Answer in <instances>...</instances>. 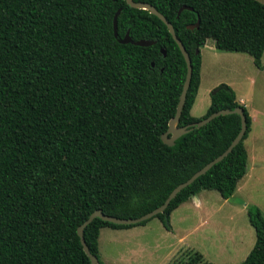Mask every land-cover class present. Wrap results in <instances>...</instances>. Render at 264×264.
Listing matches in <instances>:
<instances>
[{"label": "trees", "instance_id": "obj_1", "mask_svg": "<svg viewBox=\"0 0 264 264\" xmlns=\"http://www.w3.org/2000/svg\"><path fill=\"white\" fill-rule=\"evenodd\" d=\"M132 2L161 14L190 57L192 76L177 127L220 110L242 108L245 117L239 144L154 217L171 231L169 215L179 205L201 191L227 200L246 174L251 118L232 88H214L202 118L190 110L200 84V50L208 40L219 52L248 55L264 70V4ZM183 6L192 11L177 15ZM197 18L198 27L188 29ZM127 33L134 42L154 44H121ZM186 71L165 24L126 0H0V264H91L77 230L94 211L139 218L228 148L241 127L234 113L189 128L172 147L162 143ZM246 213L255 243L240 264H264V217L256 206ZM53 215L58 229L48 226ZM150 220L124 226L94 219L83 238L102 264L101 229H130Z\"/></svg>", "mask_w": 264, "mask_h": 264}, {"label": "rangeland", "instance_id": "obj_2", "mask_svg": "<svg viewBox=\"0 0 264 264\" xmlns=\"http://www.w3.org/2000/svg\"><path fill=\"white\" fill-rule=\"evenodd\" d=\"M257 1L264 4V0ZM207 52L206 48L202 50L204 68H208V73L213 72V78L216 75L224 82H239L244 86L245 78L248 77L249 84L257 86L259 79L252 77V69L247 66L248 55L218 51L222 59L219 60V66L218 62L211 66V71L206 61ZM227 54H235L242 59H231L226 57ZM250 64L255 70L251 58ZM238 69L242 72H237ZM210 78L212 73L206 80ZM249 93L254 105L260 104V98H264V89L259 87ZM198 113H202V110ZM241 197V193H238L226 200L216 191H205L202 196L206 198L204 207L198 212L189 208L188 212L182 210L174 214L170 222L171 231L165 230L157 218L147 222L145 228H106L99 236L101 260L105 264H240L255 243V232L249 224L246 204ZM254 197L257 204L253 205L259 208L264 217V190H258ZM248 205L251 203L248 202ZM48 226L58 229L61 224L53 215ZM180 237H184V240L180 241ZM186 247L194 248L195 251Z\"/></svg>", "mask_w": 264, "mask_h": 264}, {"label": "crops", "instance_id": "obj_3", "mask_svg": "<svg viewBox=\"0 0 264 264\" xmlns=\"http://www.w3.org/2000/svg\"><path fill=\"white\" fill-rule=\"evenodd\" d=\"M204 48H206L208 51L206 61L211 71H213L211 66L214 65L215 62H218L217 64L219 66V62H220L219 60L222 59L221 53H218L213 41L208 40L204 45V47L201 48L200 84L198 87V91L194 103L190 110V115L193 118H202L206 114L210 106V93L214 88H216L220 84H226L230 86L236 95L237 102L246 108L251 118L250 132L246 140L244 141V146L248 154L246 174L242 178V180L238 183L234 194L229 199H232L238 193H241L242 195L241 198L244 199L243 202L246 204V209H247L248 206H255L253 205L256 203L254 193H257L258 190L261 191L264 190V98H260L261 102L258 105L252 104V101L249 98L250 91H254L255 89H257V87H259L260 89H264V70H259L254 65L253 66L255 67V70L251 68V64H250L251 57H250L247 60V66L250 67V69H252L250 72L252 77H254L256 80L259 79V82H257V86L254 83L249 84L248 80L246 79L248 77L245 78L247 83L245 82L244 86L239 82L238 83L233 82V84L227 81L224 82L222 79L217 78L216 75H214L213 78V72H211L212 78L206 80V78L209 77L211 73H208L207 71L208 68L207 69L204 68L205 59H204V54L202 53V50ZM226 57L237 60L242 59L240 58V56H236L235 54H227ZM261 63L264 68V53L262 55ZM238 70L239 71L237 72H242V70L240 69ZM200 110H202V113H198ZM204 193L205 191H201L197 195L191 197L185 203L179 205L178 208H176L174 211L170 213L169 215L170 222H172L173 215L179 213L182 210L188 212L190 208L191 210L193 209L197 210V212L200 211L204 207L206 200V198H202ZM248 202L251 203V205H248ZM184 217H187L186 214H184ZM145 227L146 225L140 226V228H145ZM104 229H101L99 231V236ZM121 230H126V229H121ZM179 240L180 241L184 240V237H180ZM98 245H99V237H98ZM186 248L195 251L194 248L191 247H186ZM98 252H99V248H98ZM99 258L101 260L100 253H99ZM101 262L102 264H105L104 261L101 260Z\"/></svg>", "mask_w": 264, "mask_h": 264}, {"label": "water", "instance_id": "obj_4", "mask_svg": "<svg viewBox=\"0 0 264 264\" xmlns=\"http://www.w3.org/2000/svg\"><path fill=\"white\" fill-rule=\"evenodd\" d=\"M127 4L129 6H131L132 8H140L146 11H149L151 14L157 16L167 27L169 33L171 34L173 40L175 41V43L177 44L184 60L186 63V76H185V81L182 87V91L179 97V101L177 104V108H176V114L175 116L169 121L168 123V128L167 131L161 136V141L163 144L172 147L175 143V140L177 138H179L180 136H182L183 134L187 133L189 130V128L191 127H201L204 126L205 124H207L208 122H210L212 119H214L215 117L218 116H225V115H230L232 113L237 114L240 117V121H241V127H240V131L237 134V136L233 139V141L231 142V144L228 146V148L221 154L219 155L217 158H215L214 160H212L211 162H209L208 164H206L203 168H201L200 170H198L196 173H194L186 182L178 185L177 187H175L172 192L169 194V196L166 198L165 202L158 208H156L155 210L139 217L136 219H120V218H115L112 216H107L104 215L101 211L97 210L94 211L84 222L83 224L78 228L77 230V234L80 238V243L84 249V252L86 253V255L90 258L91 264H99L98 263V259L91 255L83 238V230L84 228L90 224L94 219H100L104 222H108L111 224H115V225H124V226H133L136 224H139L141 222L144 221H148L152 218H154L155 216L162 214L165 209L168 207L170 201L172 199L175 198V196L184 188H186L187 186L191 185L198 177L202 176L203 174H205L211 167H213V165H215L216 163L220 162L224 157H226L231 151L232 149L239 144V142L243 139L245 133H246V123H245V117L243 115V110L242 108H236L233 111L230 110H220L216 113L211 114L210 116H208L207 118H204L202 120H200L199 122L195 123L193 126L191 127H184V128H178L177 124L179 122V118L182 112V109L184 107L185 104V100H186V94L187 91L189 89L190 86V81H191V76H192V66H191V60L190 57L188 55V53L186 52L185 48L183 47L182 43L180 42V40L175 36L173 27L170 23H168L165 18L161 15L158 14L157 11L150 5L148 4H142V3H134L132 2V0H126ZM183 10H189L192 11L191 8L183 6L181 7L178 12L177 15H179L181 13V11ZM120 14V9L117 10V12L114 15L113 18V34L114 37L117 38V19L118 16ZM199 25V18H197V21L194 25L188 26L187 28L192 30L197 28ZM119 42L121 44H132L134 46H138V47H148L154 44V42L151 41H145V40H140V41H132L128 35V33L121 39L119 40ZM163 55L165 56V52L162 50Z\"/></svg>", "mask_w": 264, "mask_h": 264}]
</instances>
